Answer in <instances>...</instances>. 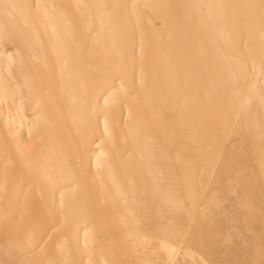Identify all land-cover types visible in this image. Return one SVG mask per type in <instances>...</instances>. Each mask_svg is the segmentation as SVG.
I'll return each instance as SVG.
<instances>
[{
	"label": "rangeland",
	"instance_id": "374dc122",
	"mask_svg": "<svg viewBox=\"0 0 264 264\" xmlns=\"http://www.w3.org/2000/svg\"><path fill=\"white\" fill-rule=\"evenodd\" d=\"M0 264H264V0H0Z\"/></svg>",
	"mask_w": 264,
	"mask_h": 264
},
{
	"label": "bare ground",
	"instance_id": "6f19581e",
	"mask_svg": "<svg viewBox=\"0 0 264 264\" xmlns=\"http://www.w3.org/2000/svg\"><path fill=\"white\" fill-rule=\"evenodd\" d=\"M218 5H219V4H218ZM114 34H115V33H114ZM98 40H99V39H98ZM231 68H232V67H231ZM114 89H115L114 87H110L107 91H105V94H104L103 96H101L100 103H101L102 105H107V103H108V102H107V101H108L107 99L113 94ZM18 91H19V90H18ZM16 93H17V92H16ZM16 93H15V94H16ZM233 97H234V96H233ZM235 97H236V96H235ZM98 100H99V98L96 100V102H97ZM233 100H234V99H233ZM233 100H232V101H233ZM20 101H21V100H20ZM96 102H95V108H96ZM20 103H21V102H20ZM72 103H74V101H73ZM54 104H55V103H54ZM74 104H75V103H74ZM74 104H73V105H74ZM98 105H99V104H98ZM97 112H98L97 110H94L92 113L95 114L94 116H97ZM55 115L58 116V114H54V116H55ZM59 116H60V114H59ZM21 117H22V116H21ZM51 117H52V116H51ZM61 117H62V116H61ZM61 117H60V118H61ZM103 117H104V116H103ZM19 118H20V117H19ZM49 118H50V117H49ZM21 119H22V118H21ZM21 119H20V120H21ZM61 119H62V118H61ZM30 120H31V119H30ZM35 120H36V119H35ZM43 121H44V120H43ZM43 121H42V123H43ZM61 121H62V120H61ZM20 123L22 124L23 122L20 121ZM60 123H61V122H60ZM52 124H53V123H52ZM52 124H48V126H49V125L51 126ZM50 126H49V127H46V128L49 129ZM52 130H53V129H51V131H52ZM30 132H31V131L29 130V128H27V132L25 133L24 136H25V137H28L29 134H30ZM48 132H49V131H48ZM48 132H47V133H48ZM144 134H145V133H144ZM20 135H21V134H20ZM96 136H99V138L102 139L101 134H100L99 131H98V133H97ZM145 136H146V135H145ZM21 137H22V135H21ZM51 141H52V140H51ZM51 141H50V142H51ZM53 145H54V144H53ZM89 150H90V146H83V147H81V150H80V151H81V153H83L84 155H88L89 152H90ZM95 153H96V154H94V156H95V160L93 161V159H91V162H93L92 169H95V168L97 167V164H98V163H97V159H98V156H99V154H100L99 149L95 150ZM94 156H93V157H94ZM77 160H78V159H77ZM4 161H5V160H4ZM4 182H5V181H4ZM163 200H164V199H163ZM163 200H162V201H163ZM164 202H165V201H164ZM73 204H74V203H73ZM39 205H40V204H39ZM39 209H40V208H39ZM32 210H33V209H32ZM41 210H42V208H41ZM36 211H37V210H36ZM36 211H35V212H36ZM23 212H24V211H23ZM29 212H31V210H30ZM29 212H28V213H29ZM37 212H38V211H37ZM74 212H75V210H73V213H74ZM41 214H42V211H41ZM71 214H72V212H71ZM78 214H79V213H78ZM24 215H25V214H24ZM75 215H76V214H75ZM40 216H41V215H40ZM38 217H39V216H38ZM41 217H42V216H41ZM22 218H23V217H22ZM22 218H21V219H22ZM27 218H28V217H27ZM30 218H31V217H30ZM39 218H40V217H39ZM39 218H38V219H39ZM31 219H32V218H31ZM38 219H37V220H38ZM24 220H25V218H24ZM39 220H40V219H39ZM35 224H36V222H35ZM37 225H38V224H37ZM37 230H38V229H37ZM33 233L35 234L36 232L34 231ZM37 244H38V241H37ZM38 245H39V244H38ZM30 247H31V248H30ZM22 248H23L24 250H26V252H27L26 254H28V255H30L31 253L33 254L34 251H35V250H34V249H35V248H34V240H32L30 243H28V244H26V245H22ZM32 249H33V250H32ZM30 250H31V251H30ZM39 260H40V259H39Z\"/></svg>",
	"mask_w": 264,
	"mask_h": 264
}]
</instances>
